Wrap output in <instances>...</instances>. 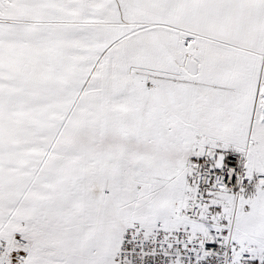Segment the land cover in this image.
Instances as JSON below:
<instances>
[{
  "label": "snow or ice",
  "instance_id": "1",
  "mask_svg": "<svg viewBox=\"0 0 264 264\" xmlns=\"http://www.w3.org/2000/svg\"><path fill=\"white\" fill-rule=\"evenodd\" d=\"M0 264H264V0H0Z\"/></svg>",
  "mask_w": 264,
  "mask_h": 264
}]
</instances>
